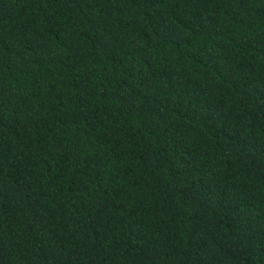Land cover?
I'll list each match as a JSON object with an SVG mask.
<instances>
[{"label":"trees","instance_id":"obj_1","mask_svg":"<svg viewBox=\"0 0 264 264\" xmlns=\"http://www.w3.org/2000/svg\"><path fill=\"white\" fill-rule=\"evenodd\" d=\"M0 264H264V0H0Z\"/></svg>","mask_w":264,"mask_h":264}]
</instances>
